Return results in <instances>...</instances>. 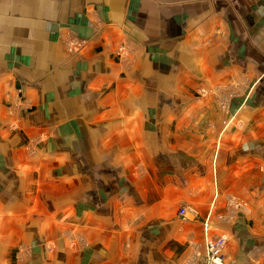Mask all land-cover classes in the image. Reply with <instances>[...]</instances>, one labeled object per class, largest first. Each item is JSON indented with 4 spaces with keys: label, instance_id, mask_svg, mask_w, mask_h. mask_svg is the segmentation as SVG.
Masks as SVG:
<instances>
[{
    "label": "crops",
    "instance_id": "0c3cea01",
    "mask_svg": "<svg viewBox=\"0 0 264 264\" xmlns=\"http://www.w3.org/2000/svg\"><path fill=\"white\" fill-rule=\"evenodd\" d=\"M50 1L0 54V264H264V0Z\"/></svg>",
    "mask_w": 264,
    "mask_h": 264
},
{
    "label": "rangeland",
    "instance_id": "374dc122",
    "mask_svg": "<svg viewBox=\"0 0 264 264\" xmlns=\"http://www.w3.org/2000/svg\"><path fill=\"white\" fill-rule=\"evenodd\" d=\"M24 2L30 5V7H27L28 9L32 8L31 4L33 3V7L39 11L49 6L51 1L24 0ZM32 24L33 21H29L26 23L20 22V0H0V54H4L6 52V56H8L9 58H13L17 55L15 54L16 51L20 53V45L24 50V43L20 44V29H26L31 32L33 28ZM78 42L80 43V45L77 44ZM84 43V40L74 38V40L72 39L71 41H69L68 38L65 42V45L69 50L73 51L81 48ZM125 48L126 47H123L124 51ZM14 96L15 97L12 105L16 108L20 94L16 92ZM227 97V95L220 96V98Z\"/></svg>",
    "mask_w": 264,
    "mask_h": 264
},
{
    "label": "built area",
    "instance_id": "2783aa9c",
    "mask_svg": "<svg viewBox=\"0 0 264 264\" xmlns=\"http://www.w3.org/2000/svg\"><path fill=\"white\" fill-rule=\"evenodd\" d=\"M77 44L80 45L79 42ZM122 50L123 48L121 47ZM179 214L182 218H185L188 214H196V210L188 205H183L179 209ZM227 240L228 238L225 235L206 240L204 264H226L225 248Z\"/></svg>",
    "mask_w": 264,
    "mask_h": 264
}]
</instances>
